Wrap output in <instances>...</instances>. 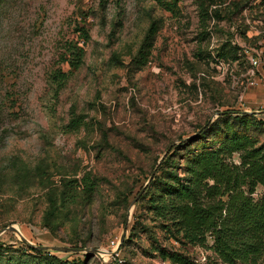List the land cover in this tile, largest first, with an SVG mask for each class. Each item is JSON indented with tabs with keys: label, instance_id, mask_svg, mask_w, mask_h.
<instances>
[{
	"label": "rangeland",
	"instance_id": "obj_1",
	"mask_svg": "<svg viewBox=\"0 0 264 264\" xmlns=\"http://www.w3.org/2000/svg\"><path fill=\"white\" fill-rule=\"evenodd\" d=\"M235 137L264 150V0H0V264H264L171 206Z\"/></svg>",
	"mask_w": 264,
	"mask_h": 264
},
{
	"label": "trees",
	"instance_id": "obj_2",
	"mask_svg": "<svg viewBox=\"0 0 264 264\" xmlns=\"http://www.w3.org/2000/svg\"><path fill=\"white\" fill-rule=\"evenodd\" d=\"M70 52L71 65L78 66L83 49L71 46ZM222 152H240L241 161L227 162ZM189 174L171 198L185 240L205 245L209 234L214 250L232 263L263 254L264 194L257 202L253 198L256 187L264 186L263 148L235 137L223 150L199 158ZM30 249L39 251L33 246Z\"/></svg>",
	"mask_w": 264,
	"mask_h": 264
},
{
	"label": "water",
	"instance_id": "obj_3",
	"mask_svg": "<svg viewBox=\"0 0 264 264\" xmlns=\"http://www.w3.org/2000/svg\"><path fill=\"white\" fill-rule=\"evenodd\" d=\"M10 229H12V230L18 232L19 234H21V232L19 231L18 228L10 227ZM21 235H22V234H21ZM22 239H23L25 242H27L29 245H31V246H36V245H34L31 241H29L26 237H24L23 235H22ZM37 247H39V248H43V249H54V250H61V251H69V250H71V248H68V247H60V246H37ZM74 249L76 250V249H78V248H74Z\"/></svg>",
	"mask_w": 264,
	"mask_h": 264
}]
</instances>
